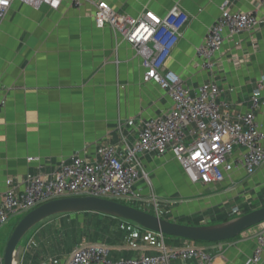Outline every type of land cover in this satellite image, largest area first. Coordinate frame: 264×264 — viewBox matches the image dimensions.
<instances>
[{
  "label": "crops",
  "instance_id": "crops-1",
  "mask_svg": "<svg viewBox=\"0 0 264 264\" xmlns=\"http://www.w3.org/2000/svg\"><path fill=\"white\" fill-rule=\"evenodd\" d=\"M98 2L133 18L147 11L159 17L181 11L187 21L161 72L180 78L191 94L202 84L216 83L220 112L232 121L250 110L254 95L264 101L260 0H84L78 6L63 0L58 10L13 0L0 17L2 192L11 179L16 192L22 193L28 174L52 177L76 155L95 163L103 160V151L110 146L124 154L127 145L138 142L147 121L172 110L167 91L144 81L142 54L110 26H97ZM224 6L232 13L253 12L260 24L237 35L225 30L215 68L208 71L198 49ZM256 121L264 132V105L256 111ZM241 154L236 148L233 160ZM137 158L142 178L134 186L136 197L126 203L146 206L147 212L169 221L216 224L264 206V166L252 176L238 167L223 181L204 185L192 183L170 151L139 153ZM10 223L0 229V257L13 231ZM260 228L264 223L233 240L199 243L97 213L58 216L27 236L21 264H67L81 244L108 247L112 261L192 246L210 254L213 264H264V255L258 262L253 260ZM196 263L189 258L169 264Z\"/></svg>",
  "mask_w": 264,
  "mask_h": 264
},
{
  "label": "built area",
  "instance_id": "built-area-1",
  "mask_svg": "<svg viewBox=\"0 0 264 264\" xmlns=\"http://www.w3.org/2000/svg\"><path fill=\"white\" fill-rule=\"evenodd\" d=\"M12 1L0 0V17L6 14ZM21 1L34 6L45 4L58 10L63 0ZM82 1L72 0L75 5ZM260 3L264 11V0ZM221 12L209 29L205 43L198 49V56L208 71L215 68L214 57L224 43L225 30L237 35L260 24L253 12L232 13L226 6ZM94 16L98 27L110 26L142 54L146 69L144 81L154 82L166 90L173 108L163 117L147 121L138 142L127 145L124 154L110 146L103 151V160L95 163L76 155L62 164L52 177L28 174L22 193L16 192L11 179L7 180V189L0 190V229L12 219L59 198L94 196L119 202L132 200L136 197L134 186L142 178L139 153L164 155L170 151L194 184L219 183L238 167L252 176L264 166V132L256 121V111L264 101L258 94L252 97L250 110L232 121L220 112L217 99L220 89L216 83L202 84L191 94L180 78L161 72L173 44L181 35L186 15L173 10L159 17L147 11L133 18L116 13L106 2H98ZM236 148H241L242 154L233 160ZM144 176L149 182L148 176ZM255 238L253 260L258 262L264 255V228H260ZM109 256V248L104 245L81 244L72 252L67 264H169L171 260L189 258L196 259V264H213L210 254L192 246L163 250L159 255L139 259L112 261ZM0 264H4L3 257H0Z\"/></svg>",
  "mask_w": 264,
  "mask_h": 264
},
{
  "label": "water",
  "instance_id": "water-1",
  "mask_svg": "<svg viewBox=\"0 0 264 264\" xmlns=\"http://www.w3.org/2000/svg\"><path fill=\"white\" fill-rule=\"evenodd\" d=\"M80 213H97L134 222L166 236L192 242L215 243L233 240L245 231L264 223V207L230 220L209 225L172 222L123 202L94 196H71L46 202L28 212L13 229L4 251V264H21L23 242L34 229L48 220Z\"/></svg>",
  "mask_w": 264,
  "mask_h": 264
},
{
  "label": "rangeland",
  "instance_id": "rangeland-1",
  "mask_svg": "<svg viewBox=\"0 0 264 264\" xmlns=\"http://www.w3.org/2000/svg\"><path fill=\"white\" fill-rule=\"evenodd\" d=\"M84 1V0H83ZM82 1V2H83ZM81 2V3H82ZM79 5H81V4H79ZM78 6V5H77ZM95 6H96V4H95ZM113 10V9H112ZM114 11V10H113ZM153 154V153H152ZM121 202V201H120ZM126 203V202H125ZM133 206H135V207H137V208H139V209H144L145 211L147 210V208L148 207H146V206H143V205H140V204H134V203H131ZM148 209H150V208H148ZM149 211V210H148ZM154 213H155V211H153ZM26 214H22V215H20V216H18V217H16L10 224H11V228L12 229H14L15 228V226L18 224V222L25 216ZM221 223V222H220ZM9 226H7L6 228H8ZM29 235V234H28ZM26 238H27V236H26ZM25 238V239H26ZM24 243V242H23Z\"/></svg>",
  "mask_w": 264,
  "mask_h": 264
},
{
  "label": "trees",
  "instance_id": "trees-1",
  "mask_svg": "<svg viewBox=\"0 0 264 264\" xmlns=\"http://www.w3.org/2000/svg\"><path fill=\"white\" fill-rule=\"evenodd\" d=\"M123 203H125V202H123ZM125 204H127V203H125ZM129 205V204H128ZM131 206H133V205H131ZM135 207V206H134ZM264 207V206H263ZM249 212H251V211H248V212H246L245 214H247V213H249ZM62 216H67V215H62ZM235 218V217H234ZM228 220H230V219H228ZM227 221V220H226ZM236 239V238H235ZM199 243H204V242H199Z\"/></svg>",
  "mask_w": 264,
  "mask_h": 264
}]
</instances>
